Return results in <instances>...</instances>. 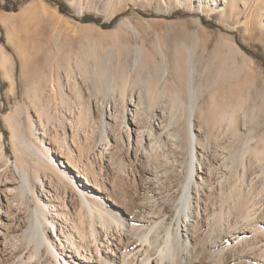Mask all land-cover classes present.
Returning <instances> with one entry per match:
<instances>
[{"label":"rangeland","instance_id":"1","mask_svg":"<svg viewBox=\"0 0 264 264\" xmlns=\"http://www.w3.org/2000/svg\"><path fill=\"white\" fill-rule=\"evenodd\" d=\"M67 52L79 61L70 79ZM135 111L154 137L152 147L141 142L140 159L121 124ZM0 135V213L15 196L23 230L32 222L40 238L37 256L27 260L29 242L20 264H127L123 243L131 264L147 255L148 264H193L196 255L260 264L264 0H0ZM193 166L212 209L194 249L176 224L188 219L181 191L168 189L184 186ZM151 212L150 223L135 221ZM3 215L4 251L24 232L5 237Z\"/></svg>","mask_w":264,"mask_h":264},{"label":"bare ground","instance_id":"2","mask_svg":"<svg viewBox=\"0 0 264 264\" xmlns=\"http://www.w3.org/2000/svg\"><path fill=\"white\" fill-rule=\"evenodd\" d=\"M59 53H60V51L57 52V53L55 52L54 55L56 54V56H59ZM55 59H56V57H55ZM71 60H72V58L70 57V53H68V52L66 53V55H64L62 57L63 63L65 65H67L65 67V73H66L67 79H70L72 77L74 63H75V66L79 65V61H75V62L73 61V63H71ZM96 65L97 64L93 63V67L97 68ZM60 68H61V66L59 65V63H58V61L56 59V75H57L56 77H58L57 71H60ZM82 70H83V73H86L88 71L85 67L82 68ZM53 71L55 73V68H53ZM89 78H90L89 74L86 76V79L84 78V80H86V85L88 84L87 80ZM95 78L96 79H101L100 74L95 73ZM195 105H196V98L194 96H191L190 102H189V106H187L188 107V113H187V115H188L187 116V118H188L187 120L188 121L187 122H188V129H190L191 139L194 140V142H192V158H193V160H196V162H197V157L195 155V152H197L196 151L197 145H196V142H195L196 141L195 133L193 131L194 130L193 115H194ZM128 112H130V110ZM135 113H136V115H135ZM135 113L132 114L133 120L129 119L126 122L125 119H122V121H121L122 123L121 124H123L124 127L127 130V136H128L127 139L128 140L130 138V130H131L132 133H135V136H136V140H135V158L140 159V158H143V154L141 153V151L145 150L147 152V150H146L147 145H145V144L142 145L141 142H143V139H144L145 143L149 142V145L152 147V145L150 143H152V139H154V137L152 136L151 132H148V131L145 132L142 129L141 126H138L139 125L138 124V120H137V113L138 112L135 111ZM156 124L160 125V122L158 121ZM156 128H158V127H156ZM0 137H1V135H0ZM128 148H130V147L128 146ZM139 150H140V152H139ZM98 152H100V151H98ZM7 170H9V169H7ZM79 171H80V169H79ZM86 171L87 170L85 169V172ZM199 172L203 173V174L206 173V171L204 169L199 170ZM80 175L81 174H79V176ZM195 175H196V167L194 168V166H193L192 169H191V172L189 174L188 180L185 181L184 186H180L178 184H173V185L169 186V188H168L174 194V197H176L178 195V193L181 191V195H180V200L179 201H180L181 205H182V203H183V205H187L186 208H187L188 219L186 220V219L181 218V220H180L178 218V215H177L176 224H178V222L180 221L181 230L183 232L182 235L184 236V239L186 240V242H187V240H189V241L191 240V244H192L193 249L197 245L196 244V235L199 232L200 233L204 232L206 226L209 227V216L212 214V209L204 202V198L202 197V195L204 193L200 189V187L203 186L202 185L203 184L202 181L204 180V177L201 176V178H200L201 181L198 182L195 179ZM199 175L200 174H198V176ZM206 176L209 177V175H206ZM11 182H12V180L8 179V177H7L5 180H3V185L6 187ZM86 182L89 183L88 180ZM10 191L12 192V190H10ZM13 195H14V192H13ZM12 198L13 199H11V201H9L10 199L6 200V202H8V203H7L3 213L2 212L0 213V215L4 214L3 217L7 220V229L4 232V234L6 233L5 237H7L8 235H14V233L22 231L23 228L26 226V224L28 222V218L26 219L24 217V214L20 212V208L18 206V203L17 202L14 203L15 202V196H12ZM242 205H243V208H242ZM242 205L239 202V204L237 205L238 206L237 208H238V210H240V213L243 214L244 213L243 209H244V205H245L244 202H243ZM161 207L166 212L172 214V216L174 214V211L177 210V208L175 209L174 202H169V203L163 202ZM255 210L253 208L248 210L249 212H247L245 210L244 218H248V217L251 218V215H252L251 212L253 213V211H255ZM178 211L179 210L176 211V214H177ZM151 217H153V213L152 212L149 213V214L143 215L140 218H137L135 221L143 222V223H150L151 222ZM48 222L49 223H53V221H51V220L48 221ZM28 225L29 226L25 230H23L24 236L22 238L14 236V239L10 240V243H8V246H7L9 248L8 251H6L7 247H5L4 251H6L5 255H7L6 259H8V261L3 258V252L4 251L0 249V264H14L15 260L17 261V262H15V264H20V261L22 260L21 256L24 253L25 249L27 248V245L29 244V242H34L35 245H34V247H32V250L29 249L28 250L29 252L26 251V253H28L27 254V260H30L34 256L35 257L37 256V254L35 253V249L37 250V248L39 246L38 243L40 242V238L37 237V232H36V229H35V225L32 222L30 224H28ZM259 228H261V232L256 236V242L258 243V251H259L258 255L261 258V263L260 264H264V220L261 222V225L259 226ZM119 232L121 234L120 229H119ZM242 232H244V230ZM91 235H93V231L91 232ZM236 237L239 240L246 238L244 236H242V237L236 236ZM106 242L108 243V239H106ZM74 243L75 242H72V244H74ZM122 246H125V248L123 250H122V247L119 248L118 244H117V249L119 248V253L121 255L124 254L122 256L123 261H125L127 264H131L132 261L125 260V258H124L125 252L129 253V252H131V250H128L129 252L126 251L127 250V248H126L127 245H125V243H123ZM59 250H62V249L59 248ZM43 251H44V249H42V253H43ZM55 253L60 255V252H58V250L55 251ZM196 257H198V258H195L196 261H193V262H195L193 264H196V262H198L199 264H215L216 263L215 261L212 262L209 259H205L202 255H196ZM39 258L40 257H37V259L35 258L34 262L37 261L36 264L39 263L38 262ZM116 260L117 259L110 257L109 259L106 260V262H110L112 264H117ZM141 261H143L142 262L143 264H148V255L146 256V260L142 259ZM29 262L30 261H27L26 263L28 264ZM157 264H160V263L157 261Z\"/></svg>","mask_w":264,"mask_h":264}]
</instances>
